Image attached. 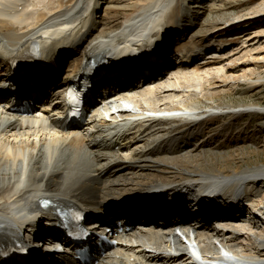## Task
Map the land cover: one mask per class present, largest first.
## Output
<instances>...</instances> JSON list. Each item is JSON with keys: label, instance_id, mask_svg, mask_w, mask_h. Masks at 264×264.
I'll return each mask as SVG.
<instances>
[{"label": "bare ground", "instance_id": "obj_1", "mask_svg": "<svg viewBox=\"0 0 264 264\" xmlns=\"http://www.w3.org/2000/svg\"><path fill=\"white\" fill-rule=\"evenodd\" d=\"M54 1L0 0V60L7 64L16 55L40 49L43 58L51 61L55 68L56 64L59 70L65 62H71L69 67L64 66L66 76L63 80L66 81L73 72L79 71V65L89 54L112 53L137 46L140 49L143 44L155 41L157 47L164 48L162 64L154 68L147 82L129 83L131 93V89H127L117 96L101 97L100 111L80 128L62 129L56 113L49 107L24 115L16 113L13 105H0V241L26 240L34 230L36 233L43 231L41 220L54 223L51 216L40 217L44 212L39 208V201L46 196L109 211L133 197L153 194L151 197L158 198L162 188L169 186L170 191L180 197L177 202L183 205L123 211L129 212L125 217L135 224H141V219L161 224L165 217L156 216L166 211L169 212L168 220L181 219L185 213L184 191L188 190L186 194L192 198L189 194L206 188L215 198L204 205L195 202L194 212L205 218L200 227L185 225L181 228L174 223L166 229L162 224L160 228L150 227L144 233L133 230L95 264H193V260L197 264L196 258L187 255V246L175 232L178 229L194 236L191 242L202 255L200 263L264 264L261 224L254 225L250 219L249 223L236 227L221 221L225 214L237 210L238 213L243 200L249 196L248 189L259 184L252 200L260 214L257 221L264 224L261 217L264 216V165L239 172L236 178L231 175L236 172L216 175L186 168H182L185 170L183 178L173 181L158 174L177 170L176 160L186 157L194 138L192 126L198 124L195 118L223 117L230 109L232 114L252 110L264 113L261 105L223 107L215 100L223 91L234 90L239 81L250 86L264 84V42L247 40L240 50L227 52L224 47L199 44L195 38L185 40L194 27H198L202 13L214 6L216 17L209 22L208 29L219 28L221 24L216 22L223 18L218 11L230 0H58L60 9L56 11ZM103 3L125 11L142 9L127 24L95 36L101 27L97 16ZM260 6L264 9V3ZM187 24L188 34L185 35L182 32L185 29H178ZM12 26L19 31H10ZM221 28L215 33L220 34ZM173 32L177 33L173 37L180 40L189 56L181 59L182 65L171 62L168 52ZM211 36L212 33L206 37ZM164 37V42L160 43ZM15 42L19 44L14 45ZM239 61L249 62L241 72L237 67ZM124 69L128 74L133 72ZM49 71L50 79L58 77L56 70ZM45 81L38 79L40 84ZM121 84L120 78L113 77L106 78L102 86L112 88ZM124 101L130 102L134 113L127 112L119 117L125 108H130L129 105L121 106ZM203 103L208 110H202ZM115 107L118 108L114 110ZM120 118L139 120L132 127L121 122L117 124ZM91 183L98 186L93 193L88 192L94 190ZM208 216L211 221L207 220ZM27 226L32 227L28 232Z\"/></svg>", "mask_w": 264, "mask_h": 264}, {"label": "rangeland", "instance_id": "obj_2", "mask_svg": "<svg viewBox=\"0 0 264 264\" xmlns=\"http://www.w3.org/2000/svg\"><path fill=\"white\" fill-rule=\"evenodd\" d=\"M61 1L64 2L66 0ZM263 3L264 0H230L226 7L218 11V14H221L223 18V20H218L216 22L217 24H221L219 28L223 27L221 28L222 31L220 34L215 33L219 28L208 29L211 25L209 22L216 17L215 14H213L215 13L214 9L216 6L211 7L209 11L206 10L205 13L201 12L202 15L198 21L199 25L196 28L192 25V27H194L192 33H186L190 21L186 26L181 25L180 30L185 29L182 32L188 34L187 38H185L187 41L190 38H195L199 44H213V46L217 48L224 47L227 49V52H229L230 49L240 50L246 45L247 40L251 41V43H256L257 41L262 43L264 42V34L260 35V33L264 32V9H262L260 4ZM52 4L54 11L60 9L58 0L54 1ZM103 6L99 16L95 14L101 22V27H99L95 36L103 35L114 30L116 27L127 24L128 21L132 20L142 9L125 11L124 9L106 5V3H103ZM48 13H51V11L48 10ZM11 29L13 31L16 28L12 26L9 30L11 31ZM16 30L17 32L19 31L18 28ZM210 33H212V36L207 38L206 36ZM206 38L209 40L206 41ZM18 44V42L14 43V45ZM172 61L176 63L173 57ZM248 64L249 62L239 61V63H237V67H239L238 70H240L239 72ZM64 65L65 68L69 67L70 62H65ZM262 72H264V70H262ZM65 74L66 70L60 72L63 78ZM256 79L257 78L254 77V81ZM219 95L215 97L216 104L222 105L223 107L227 105L231 107L245 105L243 108L260 105L264 107V84L250 86L243 81H239L238 86L235 87L234 90L223 91L221 95ZM202 100L205 102L206 99L202 97ZM203 105H205V103L201 106L202 110H208V108L203 107ZM229 111V114H227L228 116H214L210 118L209 121L192 126L193 132H191V134L194 137L193 142L189 151L185 153L187 154L186 157L181 156L176 160L178 169L174 170L172 173L162 171L158 174L162 175V177L168 181H173L172 179L183 178V171L185 170L182 168H186L188 170H200L201 172H214L216 175L236 172L237 174H231L236 178L239 176V172L248 171V168L260 167L261 164L264 165V113L252 110V112L249 113L239 112L232 114V109ZM127 112L134 113L131 108H125L119 114V117ZM185 128L186 126L184 129ZM123 173L124 172L120 173V175ZM117 174L118 173H116V175ZM110 175L111 174H109V176ZM150 176L151 175L147 177L149 178ZM141 182L143 183V180ZM90 186L94 190L88 192L92 193L95 192L98 187L97 184L93 183H91ZM258 188H260L259 184L248 189V198L254 197L253 193H255ZM210 217L211 216H208V221H211ZM42 221L43 220H41L40 223L43 228L46 223ZM259 225L261 229L264 228L263 223H259ZM31 228V226H27L26 231H30ZM193 264H196L194 260Z\"/></svg>", "mask_w": 264, "mask_h": 264}]
</instances>
